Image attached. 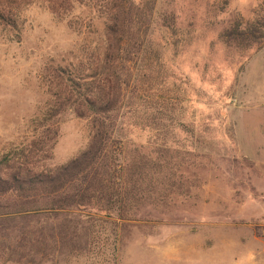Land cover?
Here are the masks:
<instances>
[{
	"label": "rangeland",
	"instance_id": "rangeland-1",
	"mask_svg": "<svg viewBox=\"0 0 264 264\" xmlns=\"http://www.w3.org/2000/svg\"><path fill=\"white\" fill-rule=\"evenodd\" d=\"M263 5L156 0L142 66L151 63L158 78L170 128L142 170L128 220L91 215L80 225L72 218L29 225L0 218V264H264V39L236 36L245 23L256 29ZM173 13L169 33L162 26ZM79 14L73 17L86 22ZM102 31L92 19L74 32L40 3L24 7L16 28L0 23V159L36 138L35 121L49 102L44 68L100 53ZM89 135L86 120L64 113L41 164L65 165L86 149ZM146 142L135 133L127 151L158 148Z\"/></svg>",
	"mask_w": 264,
	"mask_h": 264
},
{
	"label": "trees",
	"instance_id": "trees-1",
	"mask_svg": "<svg viewBox=\"0 0 264 264\" xmlns=\"http://www.w3.org/2000/svg\"><path fill=\"white\" fill-rule=\"evenodd\" d=\"M37 3L74 32L99 20L103 46L98 54L84 53L76 64L51 61L44 68L49 102L35 121L36 138L27 149L0 159V218L16 217L29 225L69 224L68 218L80 225L91 215L126 221L141 191L142 170L157 159L170 128L157 101L158 78L151 63L142 66L156 0H0V23L16 28L24 7ZM75 11L86 14L87 21L78 23ZM169 17L162 27L173 33L175 13ZM254 25L245 23L236 36L264 39V16ZM66 112L88 122L89 142L65 165L48 168L38 157L43 153L50 159ZM138 132L158 148L148 155L128 152L130 137Z\"/></svg>",
	"mask_w": 264,
	"mask_h": 264
}]
</instances>
